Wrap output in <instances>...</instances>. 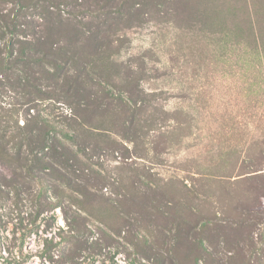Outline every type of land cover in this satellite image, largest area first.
Segmentation results:
<instances>
[{"label": "rangeland", "instance_id": "374dc122", "mask_svg": "<svg viewBox=\"0 0 264 264\" xmlns=\"http://www.w3.org/2000/svg\"><path fill=\"white\" fill-rule=\"evenodd\" d=\"M0 264H264V0H0Z\"/></svg>", "mask_w": 264, "mask_h": 264}, {"label": "trees", "instance_id": "16d2710c", "mask_svg": "<svg viewBox=\"0 0 264 264\" xmlns=\"http://www.w3.org/2000/svg\"><path fill=\"white\" fill-rule=\"evenodd\" d=\"M26 51L27 50L21 51V53H24ZM28 55H29L28 57L20 56V58L23 61L25 59L28 61L27 65H32V64L35 65L37 63L41 64L44 60L50 61V63L53 64L56 67L62 65V63L59 62V60L62 61V59H61L62 55L58 53V49H53L51 51V54H49V55H35V56H33L30 53H28ZM4 67L7 68V70H5V71H12L10 68L7 67V64H4ZM18 70H19V72H23L24 73V74H22V77H25L24 81H27V82L30 81L29 80L30 72H28V69H26V67L18 68ZM18 75H19V73H18ZM57 77L60 78L58 75H56V72H53L52 76L50 78L51 79H56ZM35 138H37L36 142H34ZM19 141H20L21 144L23 142L25 143V141H26L27 145L30 147V151L31 152H33L34 150H38V151L43 150V148L45 147V145L42 142V140H41L40 136L38 135V133H34V131H31V130L26 131L24 133H21V138L19 139Z\"/></svg>", "mask_w": 264, "mask_h": 264}]
</instances>
